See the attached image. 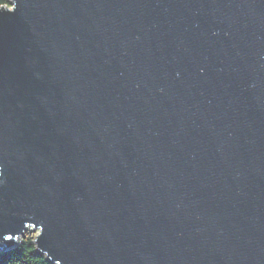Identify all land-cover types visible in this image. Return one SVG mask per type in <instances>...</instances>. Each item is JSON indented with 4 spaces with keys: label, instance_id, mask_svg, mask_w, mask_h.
Instances as JSON below:
<instances>
[{
    "label": "water",
    "instance_id": "95a60500",
    "mask_svg": "<svg viewBox=\"0 0 264 264\" xmlns=\"http://www.w3.org/2000/svg\"><path fill=\"white\" fill-rule=\"evenodd\" d=\"M30 227L54 264H264V0L1 6L0 254Z\"/></svg>",
    "mask_w": 264,
    "mask_h": 264
},
{
    "label": "trees",
    "instance_id": "16d2710c",
    "mask_svg": "<svg viewBox=\"0 0 264 264\" xmlns=\"http://www.w3.org/2000/svg\"><path fill=\"white\" fill-rule=\"evenodd\" d=\"M9 5V0H0V7ZM0 264H54L45 254L36 249L32 238L21 239L19 243L0 254Z\"/></svg>",
    "mask_w": 264,
    "mask_h": 264
},
{
    "label": "rangeland",
    "instance_id": "374dc122",
    "mask_svg": "<svg viewBox=\"0 0 264 264\" xmlns=\"http://www.w3.org/2000/svg\"><path fill=\"white\" fill-rule=\"evenodd\" d=\"M12 0H9V4L11 5V2ZM39 233V229H36V230H33V228H28L26 231H25V234H24V237L23 239H26V238H29L31 237L32 240H34L35 236Z\"/></svg>",
    "mask_w": 264,
    "mask_h": 264
}]
</instances>
